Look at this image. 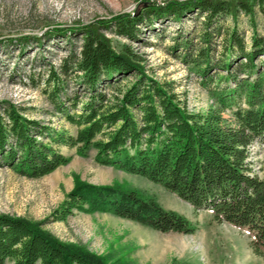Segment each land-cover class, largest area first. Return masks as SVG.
I'll return each instance as SVG.
<instances>
[{"label": "trees", "instance_id": "16d2710c", "mask_svg": "<svg viewBox=\"0 0 264 264\" xmlns=\"http://www.w3.org/2000/svg\"><path fill=\"white\" fill-rule=\"evenodd\" d=\"M252 1L264 12V0ZM239 9L252 12L248 0L172 1L149 4L137 15L120 14L70 29L81 31L82 43L63 58L60 72L77 76V92L64 95V83L51 72L48 97L54 115L75 127L76 134L0 104V168L39 179L70 162L58 147L75 148L80 157L94 150L97 165L143 177L195 211L210 212L214 222L245 229L253 254L263 257L264 179L250 165L249 148L264 143V36L253 34L248 45L237 29H223V17L234 16ZM191 13L203 18L197 37L201 46L193 48L191 39L179 34L174 47L184 51L183 61L202 77L215 66L225 73L220 78L223 86L211 88L212 80H205L203 87L213 105L204 113L187 112L171 84L147 77L129 48L115 52L100 32L114 28L116 35L135 40L147 19L180 21ZM219 37L222 50L214 65ZM132 75L136 79L120 97L108 96L111 88ZM73 210L110 214L162 234L196 231L188 219L164 209L154 196L117 183L95 186L75 178L55 219L65 220ZM40 225L0 214V264H111L83 247L57 240Z\"/></svg>", "mask_w": 264, "mask_h": 264}, {"label": "rangeland", "instance_id": "374dc122", "mask_svg": "<svg viewBox=\"0 0 264 264\" xmlns=\"http://www.w3.org/2000/svg\"><path fill=\"white\" fill-rule=\"evenodd\" d=\"M172 1L188 0H0V104L13 105L26 118L75 135V127L54 115L57 113L48 97L53 84L49 81L51 72L58 74L64 83V95L77 92V76L60 72L63 58L82 43L81 31L72 33L70 29L120 14L137 15L145 8L141 3L162 6ZM248 1L251 13L239 9L234 16H224L221 25L223 29H237L249 45L253 34L264 36V12L254 1ZM202 23L198 13L187 14L180 21L147 19L138 27L135 40L116 35L114 28L100 32L115 52L129 48L141 60L147 77L171 84L187 112L204 113L213 105L203 87L205 80H212L211 88L223 86L220 78L225 73L215 66L207 77H202L183 61L184 51L174 47V39L181 34L198 49ZM215 42L214 65L220 58L221 37L215 38ZM194 52H191L193 56ZM135 79L134 75L124 79L108 91V96L120 97ZM79 96L86 97L83 92ZM57 149L71 160L45 177L28 179L9 168H0V214L41 224V230L57 240L83 247L107 258L111 264H264V256L253 254L252 238L245 229L214 222L210 212L195 211L143 177L97 165L94 150L80 157L75 148ZM249 152L253 171L264 179V143H254ZM75 178L95 186L117 183L142 190L154 196L164 209L188 219L196 231L192 235L162 234L110 214L76 210L65 220H56L54 214L67 200Z\"/></svg>", "mask_w": 264, "mask_h": 264}, {"label": "water", "instance_id": "95a60500", "mask_svg": "<svg viewBox=\"0 0 264 264\" xmlns=\"http://www.w3.org/2000/svg\"><path fill=\"white\" fill-rule=\"evenodd\" d=\"M140 5L143 6V7H146L147 5H149V3H141Z\"/></svg>", "mask_w": 264, "mask_h": 264}]
</instances>
